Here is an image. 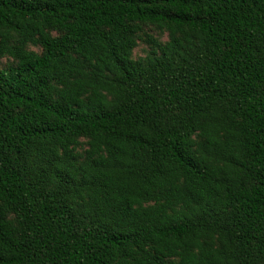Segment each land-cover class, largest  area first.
<instances>
[{
  "label": "trees",
  "instance_id": "obj_1",
  "mask_svg": "<svg viewBox=\"0 0 264 264\" xmlns=\"http://www.w3.org/2000/svg\"><path fill=\"white\" fill-rule=\"evenodd\" d=\"M4 58L0 264H264V0H0Z\"/></svg>",
  "mask_w": 264,
  "mask_h": 264
},
{
  "label": "rangeland",
  "instance_id": "obj_2",
  "mask_svg": "<svg viewBox=\"0 0 264 264\" xmlns=\"http://www.w3.org/2000/svg\"><path fill=\"white\" fill-rule=\"evenodd\" d=\"M150 34L154 35L155 37L159 38L161 41L166 42L168 40L167 33H159L156 30H154L151 27H147L145 29ZM35 49V48H32ZM148 49V45L144 41L139 42V46L134 51V58H139L145 56V52ZM36 50V49H35ZM9 63V60L7 58H4L0 61V67H5Z\"/></svg>",
  "mask_w": 264,
  "mask_h": 264
}]
</instances>
